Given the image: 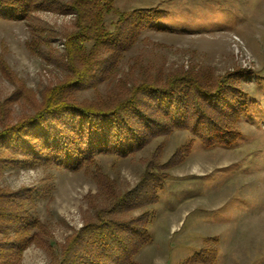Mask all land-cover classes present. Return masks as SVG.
Wrapping results in <instances>:
<instances>
[{
	"label": "rangeland",
	"instance_id": "374dc122",
	"mask_svg": "<svg viewBox=\"0 0 264 264\" xmlns=\"http://www.w3.org/2000/svg\"><path fill=\"white\" fill-rule=\"evenodd\" d=\"M114 9L161 10L162 30L144 31L113 74L76 93V101L107 99L120 81L202 69L213 77L245 73L239 88L248 94L249 110L234 122L239 136L226 147L207 149L178 130L123 158L98 156L94 166L77 171L5 168L0 186L39 195L32 211L56 245L52 253L30 246L20 264H53L59 245L105 206L101 176L127 194L149 160L162 165L185 148L184 160L166 171L158 202L125 216L151 215V242L135 263L184 264L195 253L214 251V264H264V0H115ZM113 19L107 16V24ZM72 31L74 17L66 14L0 20V131L32 115L43 93L64 81V36Z\"/></svg>",
	"mask_w": 264,
	"mask_h": 264
},
{
	"label": "trees",
	"instance_id": "16d2710c",
	"mask_svg": "<svg viewBox=\"0 0 264 264\" xmlns=\"http://www.w3.org/2000/svg\"><path fill=\"white\" fill-rule=\"evenodd\" d=\"M114 1L0 0L4 21H26L41 11L74 17V31L64 36V81L43 93L32 115L0 131V177L7 167L77 171L94 166L98 156L123 158L178 130L189 132L207 149L238 139L234 122L250 106L248 94L239 88L245 73L213 77L193 69L165 77L146 75L138 82L120 81L107 99L75 100L79 91L107 80L144 31L162 30L163 11L120 12ZM110 15L114 19L107 24ZM186 150L177 149L162 165L149 160L140 181L145 183L127 194H118L101 176L105 206L59 245L53 264H136L137 253L151 242V215L144 211L132 219L125 216L158 202L166 171L184 160ZM38 198L29 189L10 192L0 186V264H20L32 245L56 252L32 211ZM215 257L214 251H200L184 264H214Z\"/></svg>",
	"mask_w": 264,
	"mask_h": 264
}]
</instances>
